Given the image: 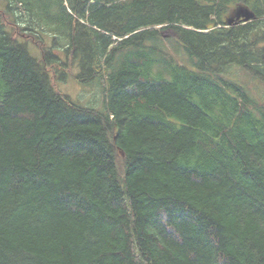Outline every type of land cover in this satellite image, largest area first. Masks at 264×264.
Wrapping results in <instances>:
<instances>
[{"label": "trees", "instance_id": "16d2710c", "mask_svg": "<svg viewBox=\"0 0 264 264\" xmlns=\"http://www.w3.org/2000/svg\"><path fill=\"white\" fill-rule=\"evenodd\" d=\"M0 264H264V0H0Z\"/></svg>", "mask_w": 264, "mask_h": 264}, {"label": "rangeland", "instance_id": "374dc122", "mask_svg": "<svg viewBox=\"0 0 264 264\" xmlns=\"http://www.w3.org/2000/svg\"><path fill=\"white\" fill-rule=\"evenodd\" d=\"M246 23V22H245ZM164 36L173 37V34L169 31L163 32ZM28 52L32 58H39L40 53L38 49L34 46L29 44L28 45ZM77 71H73V73L68 76L66 82L59 84L58 88L60 92L64 95L69 96V98L77 103L78 105L88 107L91 106L92 108H97L100 106V91L98 87H93L92 85H82L75 81L73 75L76 74ZM256 86V83H250L252 91L255 95V91L253 90V86Z\"/></svg>", "mask_w": 264, "mask_h": 264}, {"label": "water", "instance_id": "95a60500", "mask_svg": "<svg viewBox=\"0 0 264 264\" xmlns=\"http://www.w3.org/2000/svg\"><path fill=\"white\" fill-rule=\"evenodd\" d=\"M254 14L245 7H237L233 12V15L226 21L228 25L235 22H248L254 19Z\"/></svg>", "mask_w": 264, "mask_h": 264}, {"label": "bare ground", "instance_id": "6f19581e", "mask_svg": "<svg viewBox=\"0 0 264 264\" xmlns=\"http://www.w3.org/2000/svg\"><path fill=\"white\" fill-rule=\"evenodd\" d=\"M227 71V70H226Z\"/></svg>", "mask_w": 264, "mask_h": 264}]
</instances>
